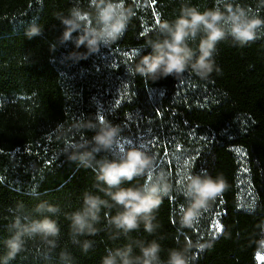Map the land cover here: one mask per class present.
Instances as JSON below:
<instances>
[{
    "label": "trees",
    "instance_id": "16d2710c",
    "mask_svg": "<svg viewBox=\"0 0 264 264\" xmlns=\"http://www.w3.org/2000/svg\"><path fill=\"white\" fill-rule=\"evenodd\" d=\"M235 2L264 17L259 0ZM126 3L136 14L121 38L74 63L65 59L74 50L71 42L50 51L63 31L56 14L67 15L76 5L88 10L90 0H0V257L17 206L31 210L39 200L61 208L54 217L61 228L58 246L50 252L39 239L30 240L11 264H59L65 250L74 264H101L108 249L127 243L101 230L81 237L93 241L84 253L69 238L65 214L80 206L84 191L103 193L91 169L61 155L65 140L57 137V124L96 114L121 127L123 147L141 146L154 155L155 171L164 169L173 183L157 213V233L150 236L141 226L133 239H158L164 259L169 249L199 241L211 247H194L192 264H260L264 251L254 240L264 223V31L244 47L220 42L219 71L207 79L189 71L152 82L131 69L139 50L151 51L147 40L157 37V22L175 18L182 4L203 11L215 0ZM32 21L44 31L30 39L25 32ZM190 171L222 176L227 187L191 228H182L176 213L185 203L182 183ZM115 211L103 210L98 227L105 228V213Z\"/></svg>",
    "mask_w": 264,
    "mask_h": 264
},
{
    "label": "clouds",
    "instance_id": "9594fccd",
    "mask_svg": "<svg viewBox=\"0 0 264 264\" xmlns=\"http://www.w3.org/2000/svg\"><path fill=\"white\" fill-rule=\"evenodd\" d=\"M259 3L264 6V0ZM135 14L134 7L126 0H90L88 10L73 6L67 15L56 14L63 31L57 42L49 46L50 51L71 42L74 50L65 59L74 63L88 59L100 53L102 47L109 48L119 40ZM43 31L40 24L32 21L25 34L31 39L41 36ZM156 31L157 37L147 40L151 51L137 52L138 62L131 69L135 75L156 82L169 76L177 79L191 71L207 79L213 71H219L215 63L218 44L230 39L233 46L244 47L256 41L264 31V17L235 0H215L212 7L203 11L195 5L182 4L175 18H161L157 22ZM81 48L85 50L79 51ZM89 131L91 136L86 135ZM56 135L65 140L61 155L79 167L91 169L95 186L103 193L101 196L84 191L80 206L65 214L70 222L71 243L82 252L87 253L93 241L81 237L95 236L101 230L107 231L112 240L120 237L127 240L122 246L108 249L101 264H192L194 247L201 251L211 247L210 243L186 242L169 249L164 259L158 239L145 241L131 237L141 226L150 236L157 233L160 228L157 213L163 199L172 193L173 183L167 171H155V156L144 147L121 145L122 129L118 124L96 114L83 115L69 125L58 123ZM77 135L79 139L75 138ZM140 177H146L143 183H132ZM226 187L222 176L190 171L182 183L185 203L176 213L179 225L191 228ZM113 208L115 214L109 212L103 217L106 227H98L102 211ZM60 212L59 205L47 200H39L31 210L19 204L7 225L9 235L3 241L6 251L0 257V264H11L30 240L39 239L50 252L54 251L61 235L54 217ZM258 228L254 243L258 250L264 251V223ZM59 264H74L71 253L61 252Z\"/></svg>",
    "mask_w": 264,
    "mask_h": 264
},
{
    "label": "rangeland",
    "instance_id": "374dc122",
    "mask_svg": "<svg viewBox=\"0 0 264 264\" xmlns=\"http://www.w3.org/2000/svg\"><path fill=\"white\" fill-rule=\"evenodd\" d=\"M258 261L260 262V264H264V259H261V257H258Z\"/></svg>",
    "mask_w": 264,
    "mask_h": 264
},
{
    "label": "snow or ice",
    "instance_id": "6c2138e0",
    "mask_svg": "<svg viewBox=\"0 0 264 264\" xmlns=\"http://www.w3.org/2000/svg\"><path fill=\"white\" fill-rule=\"evenodd\" d=\"M219 230V229H218ZM261 259H264V257H261Z\"/></svg>",
    "mask_w": 264,
    "mask_h": 264
}]
</instances>
